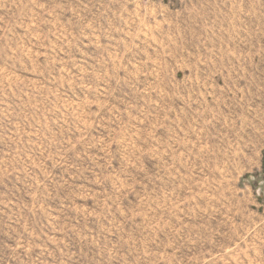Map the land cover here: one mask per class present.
Here are the masks:
<instances>
[{
	"label": "rangeland",
	"instance_id": "obj_1",
	"mask_svg": "<svg viewBox=\"0 0 264 264\" xmlns=\"http://www.w3.org/2000/svg\"><path fill=\"white\" fill-rule=\"evenodd\" d=\"M0 264H264V0H0Z\"/></svg>",
	"mask_w": 264,
	"mask_h": 264
}]
</instances>
